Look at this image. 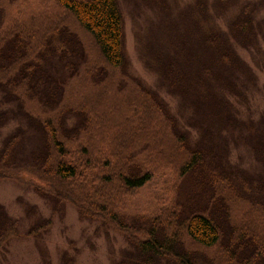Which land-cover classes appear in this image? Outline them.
Returning <instances> with one entry per match:
<instances>
[{
  "label": "trees",
  "instance_id": "obj_1",
  "mask_svg": "<svg viewBox=\"0 0 264 264\" xmlns=\"http://www.w3.org/2000/svg\"><path fill=\"white\" fill-rule=\"evenodd\" d=\"M50 1L62 18L41 30L0 10V180L27 181L55 209L68 202L122 233L114 264H264V116H240L258 79L237 52L264 43V0H123L145 21L140 57L180 117L130 74L120 0ZM109 86L120 102H103ZM239 148L260 171L230 162ZM157 177L168 178L169 207L130 215ZM15 224L0 206V249Z\"/></svg>",
  "mask_w": 264,
  "mask_h": 264
},
{
  "label": "rangeland",
  "instance_id": "obj_2",
  "mask_svg": "<svg viewBox=\"0 0 264 264\" xmlns=\"http://www.w3.org/2000/svg\"><path fill=\"white\" fill-rule=\"evenodd\" d=\"M168 1L181 9L196 2V0ZM207 1L214 3L215 0ZM120 3L124 21V47L130 74L155 91L168 103L173 114L180 117L177 101L166 94L156 76L145 69L140 57L136 37L145 24L144 19L133 17L128 2L120 0ZM56 9L57 6L50 0H0V10L5 14L6 21L13 20L21 10L27 21L34 22L33 28L36 30H41L40 26L44 23L54 21V24L57 18H62V13L56 12ZM39 15L40 20L36 22ZM230 18L231 16H225L219 20L218 26L222 31H227ZM64 24L73 25V22L67 18ZM86 44L91 59L96 60L90 42ZM237 52L258 79L257 88L249 95V103L239 106L240 116L243 119L257 121L264 116V43L259 51L237 48ZM76 80L79 85L82 83L75 79L70 85ZM109 87L104 89L106 99L103 102L110 101L114 104L120 102L117 88ZM72 94L71 89L70 96ZM9 130L10 127L5 129L2 137ZM230 162L251 172L260 171L252 152L246 148L233 149ZM167 182V177H157L141 189L130 199L132 200L130 215L146 216L153 210L157 212L161 208L167 209L170 199ZM29 185L27 181L0 180V206L16 223L10 239L0 249V264H114L122 251L128 247L122 233L115 230L105 231L99 227L98 222L83 219L76 207L68 202L59 210L55 209L51 202L35 193ZM188 190V184H183L180 189L182 201H185ZM38 223H42V228L40 225L36 228ZM216 252L217 249L209 250L207 255L212 256ZM220 260L221 255L215 259V263L221 264Z\"/></svg>",
  "mask_w": 264,
  "mask_h": 264
}]
</instances>
